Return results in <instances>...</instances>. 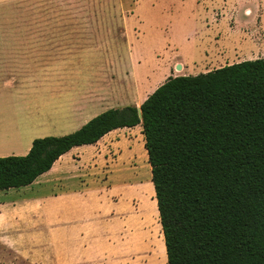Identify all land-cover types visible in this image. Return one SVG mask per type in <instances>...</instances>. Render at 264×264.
Masks as SVG:
<instances>
[{"label": "rangeland", "instance_id": "1", "mask_svg": "<svg viewBox=\"0 0 264 264\" xmlns=\"http://www.w3.org/2000/svg\"><path fill=\"white\" fill-rule=\"evenodd\" d=\"M252 5L255 12L247 18ZM263 13L264 0H0V33L33 35L34 43L46 53L32 57L37 63L30 68L25 94L35 105L34 119H24L28 118L25 107L5 112L0 156L23 155L33 138L71 132L107 108L139 106L170 75H194L264 58V29L259 26ZM51 46L54 49L49 50ZM124 136H117L120 141L108 149L111 164L84 178L102 192L111 184L106 192L119 200L108 199L107 209L128 210L133 205L152 218L144 225L147 232L141 244L136 243L139 237H132L136 242L121 248L125 257L111 258L117 248L108 247L106 256L86 264H166L140 129L136 126ZM44 175L39 184L1 191L0 196L80 183L75 179L51 184ZM39 227L44 237L46 231ZM78 256L74 243L62 246L59 240L36 248H0V264H82Z\"/></svg>", "mask_w": 264, "mask_h": 264}, {"label": "trees", "instance_id": "2", "mask_svg": "<svg viewBox=\"0 0 264 264\" xmlns=\"http://www.w3.org/2000/svg\"><path fill=\"white\" fill-rule=\"evenodd\" d=\"M141 126L166 264H264V58L168 76L139 106L0 156V191L29 185L74 146Z\"/></svg>", "mask_w": 264, "mask_h": 264}, {"label": "crops", "instance_id": "3", "mask_svg": "<svg viewBox=\"0 0 264 264\" xmlns=\"http://www.w3.org/2000/svg\"><path fill=\"white\" fill-rule=\"evenodd\" d=\"M252 6L249 9L250 15L245 17H253L251 14L255 12L256 8L254 5ZM261 20L259 26L264 29V13ZM246 22L248 21L241 22L240 31L243 33ZM261 42L264 43V36H262ZM38 46L40 44L34 43L33 35L0 33V127L6 120V111L20 112L25 107L28 112L25 115L28 118H23L25 120L34 119L35 105H31V99L29 100L25 94L31 82L30 68L36 67L37 63V59L32 57L38 56L39 53L46 55L43 53V49ZM48 49L54 48L51 46ZM35 76L36 74L34 78H36ZM26 104L30 105L31 111ZM15 118L17 122L20 119ZM136 126L140 129L141 136V126ZM136 126L116 128L104 134L93 144L72 147L60 155L49 170L26 186L39 184L38 180L43 174H45L47 182L51 184L80 179L79 185L51 188L44 192L21 196H0V248L19 250L21 247L50 246L57 240L61 242L62 246L65 242H72L77 246V254L79 253L77 260L86 264L100 256H106L107 252L104 249L108 247L117 248L116 251H111V258L125 257L126 254L124 256L122 249L124 245L127 247L130 242L135 241L131 240L132 237H139V242H135L138 245L141 244L143 233L146 231L144 225L148 224V219L152 217L144 216L137 210L138 208H133L132 204V208L128 210L107 209L108 199L116 203L119 200V198H115L116 196L112 194L109 196L106 192L111 184L103 186L105 192H102L98 186L92 188L84 178L91 177L102 168V165L109 166L111 164L108 161L109 147L120 141L119 138H116L117 136L123 134L122 138H124L125 132L133 130ZM101 142L102 144L99 145ZM29 145L30 143L27 148ZM124 200L129 201L128 198H124ZM155 202L154 197L156 210L154 216L159 218ZM39 226H43L46 231L44 237L38 233ZM162 255L165 259V250ZM28 256L33 258L34 255L28 254ZM40 264L43 263L40 262Z\"/></svg>", "mask_w": 264, "mask_h": 264}, {"label": "water", "instance_id": "4", "mask_svg": "<svg viewBox=\"0 0 264 264\" xmlns=\"http://www.w3.org/2000/svg\"><path fill=\"white\" fill-rule=\"evenodd\" d=\"M177 68H179V65H177Z\"/></svg>", "mask_w": 264, "mask_h": 264}]
</instances>
